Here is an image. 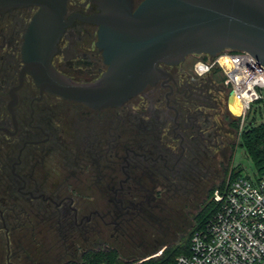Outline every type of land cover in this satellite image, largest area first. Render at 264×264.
Listing matches in <instances>:
<instances>
[{"label":"flooded vegetation","instance_id":"obj_1","mask_svg":"<svg viewBox=\"0 0 264 264\" xmlns=\"http://www.w3.org/2000/svg\"><path fill=\"white\" fill-rule=\"evenodd\" d=\"M66 1L69 25L52 64L72 82L92 84L108 65L100 27L86 18L104 6ZM142 2L133 0L134 10ZM37 12L0 14V261L30 259V240L46 256L60 245L65 264L78 263L88 251L108 250L105 228L122 233L149 215L152 186L183 184L216 146L203 112L206 78L195 71L208 55L161 65L164 76L136 97L93 109L42 91L23 72L24 35Z\"/></svg>","mask_w":264,"mask_h":264},{"label":"water","instance_id":"obj_2","mask_svg":"<svg viewBox=\"0 0 264 264\" xmlns=\"http://www.w3.org/2000/svg\"><path fill=\"white\" fill-rule=\"evenodd\" d=\"M66 0H0V14L37 7L24 35V73L42 91L93 109L119 107L191 55L216 58L225 50L250 54L264 67V0H102L98 25L107 72L95 83L60 75L52 60L69 23ZM231 95L229 101L231 100Z\"/></svg>","mask_w":264,"mask_h":264},{"label":"rangeland","instance_id":"obj_3","mask_svg":"<svg viewBox=\"0 0 264 264\" xmlns=\"http://www.w3.org/2000/svg\"><path fill=\"white\" fill-rule=\"evenodd\" d=\"M221 78L224 77L221 74ZM205 88L203 112L209 121L207 133L216 138V146L204 155L201 167L188 172V180L179 186L163 185L150 188L151 210L145 218L136 216L132 224L122 233L113 227L105 228L103 249L115 250L119 259L125 263L154 264L164 251H172L175 245L185 243L189 233L195 228L198 214L211 201L222 186L232 181L233 168L241 166L243 176L254 178L255 167L246 150L239 147V136L235 133L232 122L239 120L230 111V91L226 80H216L211 73L204 76ZM258 123H264L258 117ZM206 183V184H205ZM212 188L207 198L208 187ZM213 193V194H212ZM221 193V192H219ZM201 205V209L197 206ZM112 234H114L112 236ZM96 236L89 237L90 242ZM30 259L17 258L16 264H65L66 256L60 245L49 247V255L38 253L34 243L25 242ZM47 254V253H46ZM49 256V257H48ZM0 264H5L0 261Z\"/></svg>","mask_w":264,"mask_h":264},{"label":"built area","instance_id":"obj_4","mask_svg":"<svg viewBox=\"0 0 264 264\" xmlns=\"http://www.w3.org/2000/svg\"><path fill=\"white\" fill-rule=\"evenodd\" d=\"M203 67L197 69V65ZM220 69L238 103L240 133L264 113V67L250 54L225 50L195 65L204 77ZM216 212L192 234L190 254L172 264H264V176H241L214 197Z\"/></svg>","mask_w":264,"mask_h":264},{"label":"trees","instance_id":"obj_5","mask_svg":"<svg viewBox=\"0 0 264 264\" xmlns=\"http://www.w3.org/2000/svg\"><path fill=\"white\" fill-rule=\"evenodd\" d=\"M222 72L220 69H214L211 72L213 76L218 81L226 80L225 77L221 78ZM224 76V75H223ZM227 82V81H226ZM229 87V86H228ZM230 91V89H229ZM230 94V93H229ZM232 127L235 133L239 136V147H242L246 150L248 157H250L254 163L255 175L264 176V123H250L246 128L240 133V119L232 122ZM235 172L231 175L232 180L243 176V169L241 166L233 168ZM224 190V186L220 188L219 192ZM213 194V193H212ZM217 207L211 201L207 204L202 211L198 214L197 221L195 223V228L187 236L185 243L175 245L174 249L170 252L164 251L155 260L154 264H172L177 257L181 255L190 254V240L192 234L201 229L207 221L212 217L216 212ZM67 264H134V263H125L119 259V255L115 250H99V251H88L82 258V262L78 263H67ZM141 264V263H135Z\"/></svg>","mask_w":264,"mask_h":264},{"label":"bare ground","instance_id":"obj_6","mask_svg":"<svg viewBox=\"0 0 264 264\" xmlns=\"http://www.w3.org/2000/svg\"><path fill=\"white\" fill-rule=\"evenodd\" d=\"M229 108H230V111L233 114H235L236 116L241 113V109H240L238 103L233 98H231V100H230V106H229Z\"/></svg>","mask_w":264,"mask_h":264},{"label":"clouds","instance_id":"obj_7","mask_svg":"<svg viewBox=\"0 0 264 264\" xmlns=\"http://www.w3.org/2000/svg\"><path fill=\"white\" fill-rule=\"evenodd\" d=\"M196 67H197V69H200V68H202L203 66L198 64Z\"/></svg>","mask_w":264,"mask_h":264}]
</instances>
